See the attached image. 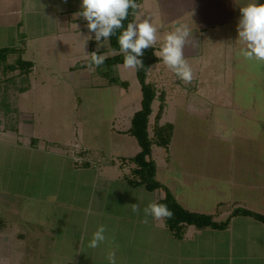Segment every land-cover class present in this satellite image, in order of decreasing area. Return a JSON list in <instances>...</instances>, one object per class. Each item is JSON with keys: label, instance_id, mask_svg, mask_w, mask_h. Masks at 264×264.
<instances>
[{"label": "crops", "instance_id": "crops-1", "mask_svg": "<svg viewBox=\"0 0 264 264\" xmlns=\"http://www.w3.org/2000/svg\"><path fill=\"white\" fill-rule=\"evenodd\" d=\"M251 2L141 0L134 18H148L157 27L156 52L176 26L190 31L194 44L184 47L190 83L162 60L148 71L147 80L157 86L149 134L161 91L166 105L160 123L174 124L169 147L154 143L152 156L156 177L184 207L220 219L236 205L264 212V107L255 92L259 61L237 54L245 47L237 34L239 9ZM80 5L81 0H0V51L10 48L0 54V264H108L112 248L116 264H264V222L252 216L236 215L224 229L189 225L183 239L172 235L164 219L149 216L142 222L143 209L165 193L130 186L126 179L136 166L130 158L141 148L128 129L142 90L132 101L130 83L126 88L111 82L104 67L89 70L86 53L118 51L110 40L97 47L87 22L76 15ZM20 57L33 63L28 73L8 67ZM234 71L243 72L236 95L229 88ZM105 99L111 124L104 140L110 147L100 141V124L93 127L94 139L84 126L92 109L103 118ZM66 103L72 110L63 121L55 104ZM192 117L205 119L208 143L191 142ZM179 119L188 128L184 134L177 130ZM178 138L188 141L173 148ZM72 146L90 152L95 164L76 165ZM131 204H139L140 212H132ZM100 225L106 241L89 248Z\"/></svg>", "mask_w": 264, "mask_h": 264}, {"label": "clouds", "instance_id": "clouds-1", "mask_svg": "<svg viewBox=\"0 0 264 264\" xmlns=\"http://www.w3.org/2000/svg\"><path fill=\"white\" fill-rule=\"evenodd\" d=\"M137 7L136 0H81V10L76 13L78 17L87 22L86 27L90 33L94 34L98 48L103 46L99 43L102 39L109 41L117 30H122L117 38L119 53L123 54V66L131 69L144 67L141 59L144 50L153 48L158 39L157 27L148 18L134 20L129 22L126 28L124 27L123 22L129 16V9L135 10ZM239 11L237 34L238 39L245 47L241 48L237 54L248 61L264 63V4L259 3L258 0H252L251 3L241 7ZM190 35L186 25H178L164 37L159 51L154 52V55L185 83H190L193 78L192 69L184 57L185 45L187 43L194 44L188 40ZM86 55L90 56L88 65L90 71L102 66L108 58L106 54H98L97 51L86 53ZM129 206L132 212H140L139 204ZM143 212L142 222L145 224L149 222V216L157 220L173 216L166 204L155 202L145 207ZM105 232V226L100 225L93 233L88 247L95 249L105 242ZM106 259L108 264H116L115 248L108 251Z\"/></svg>", "mask_w": 264, "mask_h": 264}, {"label": "trees", "instance_id": "trees-1", "mask_svg": "<svg viewBox=\"0 0 264 264\" xmlns=\"http://www.w3.org/2000/svg\"><path fill=\"white\" fill-rule=\"evenodd\" d=\"M140 1L141 0H136L137 5ZM135 12L136 9H129V16L127 20L123 22L125 28L129 22L134 20ZM121 31L122 30H117L116 34L109 39L111 48L118 52L112 56H108L104 64L97 68L102 69L104 67L105 70H102V73L108 77L111 82L127 88L129 86V81L120 79L119 76L115 75L113 72V65L123 63V54L119 53V45L117 43V38ZM9 49L10 48H4L0 51V54L6 53ZM155 50V46L144 50V55L141 57L144 67L136 69V75L142 90L141 107L134 113L128 131L137 138L141 148L139 152L130 158L131 161L136 163V166L132 169L133 175L127 176L126 178L128 184L130 186L144 185L151 191L157 189H163L165 191L164 195L160 196L156 203L166 204L172 211L173 216L171 218H164V222L167 229L170 230L172 235L177 239H183L185 237L186 229L189 225H194L198 229L207 227L219 229L227 228L232 218L236 215H248L264 222V212L256 211L242 205L234 206L232 211L225 218L221 219L217 218L212 213L190 210L184 207L177 200L172 190L156 177L157 164L152 156V146L155 143L159 146L168 148L173 136L174 124L171 122L160 123L166 105L165 92L161 91L159 94V109L155 116L153 136L149 134V116L152 113V102L157 95V86L152 81L147 80V75L150 67L159 60V58L154 55ZM32 65L33 63L31 61H26L20 57L17 59L16 64H10L8 67L11 69L21 67L22 72L28 73ZM87 164L89 163L85 165Z\"/></svg>", "mask_w": 264, "mask_h": 264}, {"label": "rangeland", "instance_id": "rangeland-1", "mask_svg": "<svg viewBox=\"0 0 264 264\" xmlns=\"http://www.w3.org/2000/svg\"><path fill=\"white\" fill-rule=\"evenodd\" d=\"M260 63V64H259ZM255 65V71L257 70V66H259V69L257 70V75H260V80H261V83L259 85H255V92L256 94H259L261 96V104H262V107H264V63H261L259 62ZM114 74H116L117 76H120L121 78L129 81L130 85H131V90H130V93H129V98L130 100L134 101V100H138V98L141 96V89L139 87V80L137 78V75L135 74V69H131V68H126L123 66V64H120L117 66V69L113 71ZM233 76H231L230 80V91H231V94L233 93L234 95H236V91H237V85H236V82H237V78H241L240 76L243 74L242 73H238L236 71L232 72ZM259 77H257L259 79ZM154 79L156 77H153ZM260 82V81H259ZM113 86V85H112ZM116 86L118 87V85L116 84ZM116 87V88H117ZM105 96H107V92L103 93ZM44 105V104H43ZM89 104H83V107H87ZM55 106H58L59 108L57 109L60 113H57L56 112V116L58 117H70L71 116V112L69 110H67L68 108H70L72 110V107H71V104L70 103H66V104H55ZM91 107V106H90ZM93 107V105H92ZM109 102L107 99H105V102H104V109L102 110V115H103V118L100 119L96 116V111L95 109L89 113V114H86L85 116V129H87V136H89V138H93L92 136L96 135L94 133V128L93 127H98L97 124H100V132H101V143L103 145H106L107 147H110V144L108 142H105V138H107L108 136V129H109V126L111 124V120L109 118ZM155 109H157V104L155 106ZM159 109V108H158ZM101 112V111H100ZM193 118V117H192ZM63 121H66L67 118H63ZM191 123H194L192 124L191 127L189 128H192L193 131H195V133L192 135V139H191V142L192 143H195V144H204V143H208L209 142V134H205V130H204V121L205 119H199V118H193V119H188ZM185 119H182V120H178V132L184 134L186 132V130H188V128H185ZM199 123H202L203 126H198L197 124ZM153 127V132H154V125H155V121L154 123L152 122L151 124ZM83 126V127H84ZM97 129V128H96ZM98 133V131H97ZM152 136H153V133H152ZM94 139V138H93ZM213 139V138H212ZM188 140H185V141H180L179 138L177 141H175L174 145H176V147H173V148H177L178 144H184V142H187ZM214 142H220L218 139H214L213 140ZM198 147V146H197ZM199 148V147H198ZM72 149H80L79 147L77 146H72L71 148L69 147L68 148V151L70 154H72ZM80 150H83L82 148ZM86 151V149L84 150ZM88 153V156L91 158L92 162H90V164H95L96 162V157L93 156L90 152L86 151ZM130 176L133 175V172H131L129 174ZM48 258V257H47ZM40 264H45V263H40Z\"/></svg>", "mask_w": 264, "mask_h": 264}, {"label": "built area", "instance_id": "built-area-1", "mask_svg": "<svg viewBox=\"0 0 264 264\" xmlns=\"http://www.w3.org/2000/svg\"><path fill=\"white\" fill-rule=\"evenodd\" d=\"M74 162L78 166H84L86 163L92 162L91 158L88 156V153L80 149H72L71 154Z\"/></svg>", "mask_w": 264, "mask_h": 264}]
</instances>
